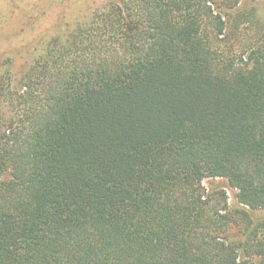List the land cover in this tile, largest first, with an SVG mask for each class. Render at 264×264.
Masks as SVG:
<instances>
[{"label": "trees", "instance_id": "16d2710c", "mask_svg": "<svg viewBox=\"0 0 264 264\" xmlns=\"http://www.w3.org/2000/svg\"><path fill=\"white\" fill-rule=\"evenodd\" d=\"M258 1L104 0L3 63L0 264H264Z\"/></svg>", "mask_w": 264, "mask_h": 264}, {"label": "rangeland", "instance_id": "374dc122", "mask_svg": "<svg viewBox=\"0 0 264 264\" xmlns=\"http://www.w3.org/2000/svg\"><path fill=\"white\" fill-rule=\"evenodd\" d=\"M104 0H0V73L4 62L10 63L13 80L37 55L39 40H48L57 35L56 27L66 26L81 20L89 10ZM257 13L264 20V0L255 4ZM9 58L10 61H6ZM206 193L223 190L230 207L235 205L234 190L221 178H206L202 181ZM258 215L264 216V211Z\"/></svg>", "mask_w": 264, "mask_h": 264}]
</instances>
